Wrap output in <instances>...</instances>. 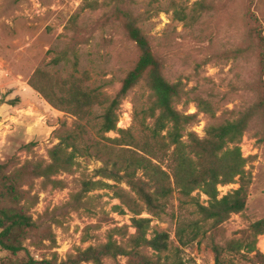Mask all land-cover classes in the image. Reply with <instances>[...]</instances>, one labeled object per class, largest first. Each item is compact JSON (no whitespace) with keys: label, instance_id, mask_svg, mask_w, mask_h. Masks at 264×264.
<instances>
[{"label":"trees","instance_id":"16d2710c","mask_svg":"<svg viewBox=\"0 0 264 264\" xmlns=\"http://www.w3.org/2000/svg\"><path fill=\"white\" fill-rule=\"evenodd\" d=\"M112 1L114 18L138 50L136 63L114 97L101 88H91L89 72L77 76L80 62L74 52L54 54L51 60L55 67L72 66L68 77L42 68L33 73L29 85L51 107L75 119L54 132L58 143L48 149L47 158L21 162L14 157L0 163V248L14 257L25 254L12 264H122L120 258H125V264H185L182 253L203 237L213 251L215 264H264V254L258 249L259 237L264 236V218L239 231V237L218 239L221 226L233 215H243L249 204L252 174L247 170L249 159L244 157L241 144L256 117L264 126V80L250 108L235 119L219 120L213 102L196 87L188 90L182 81L172 83L167 79L163 59L154 51L139 18L126 7L135 0ZM172 7L175 19L185 24L195 22L202 11L209 9L204 1H196L189 17L179 3L173 2ZM97 8L98 0H86L80 11ZM79 17L76 14L70 24L76 25ZM257 33L264 75L263 29ZM247 52L239 48L231 53L239 57ZM143 81L152 92V100L141 119L135 114L134 123L139 125L136 136L133 129H119L118 123L124 100ZM192 103L197 113L178 109L181 104L187 107ZM199 114L211 119L203 138L189 131L199 122ZM110 133L118 137L111 138ZM33 147L27 145L30 152ZM89 162L99 166L91 170ZM77 173L79 191L71 193L67 203L73 211L81 205L92 208L90 193L111 190L121 202L112 211L126 215L127 209L133 215L132 225L110 229L105 243L78 247L64 260L56 252L50 258L36 260L27 243L40 250L57 247L53 231L38 224L31 214L39 204V195L33 194L36 184L40 181L41 190H64L68 182L61 177ZM231 184H239V188L221 196L219 186ZM197 192L208 201L201 202L199 195H194ZM175 193L180 195L177 208ZM189 204L194 207L190 216L196 219L186 215ZM143 213L152 218L142 217ZM166 216L175 221L178 246L168 231L152 227L153 219ZM91 228L98 227L88 230ZM130 228L135 232L130 233ZM87 241L85 237L83 242Z\"/></svg>","mask_w":264,"mask_h":264},{"label":"rangeland","instance_id":"374dc122","mask_svg":"<svg viewBox=\"0 0 264 264\" xmlns=\"http://www.w3.org/2000/svg\"><path fill=\"white\" fill-rule=\"evenodd\" d=\"M85 1L0 0V163L14 157L21 162L32 157L47 158L48 149L58 143L54 132L64 122L71 125L75 119L51 107L29 85L39 68L52 73L58 71L64 78L73 72L70 65H51L54 54L76 53L80 62L77 76L89 72V86L101 88L113 97L134 67L138 50L113 16L115 2L98 0L97 9L81 12ZM196 1H204L209 9L202 11L195 22L185 24L175 19L173 2L182 5L191 17ZM126 7L139 18L154 51L163 59L167 79L172 83L182 81L188 90L196 87L213 102L219 120L235 119L257 101L264 80L257 33L259 29L264 33V0H135ZM76 14L80 17L72 26ZM239 48L248 52L239 57L231 53ZM151 100L152 92L146 82L139 83L123 102L118 128L133 129L138 136L135 114L141 119ZM178 109L189 114L198 112L194 103L187 107L181 104ZM210 120L207 115L199 114V122L189 131L205 137ZM108 136L116 138L118 134ZM29 144L34 145L31 152L27 148ZM241 148L249 159L247 170L252 174L249 204L243 215H233L221 226L219 240L239 237V231L264 218V126L260 117L251 122ZM89 163L91 170L99 166L97 162ZM78 177L79 173L62 176L68 182L64 190H41L40 181L36 184L33 194L39 195V204L31 214L57 237V247L53 250H40L27 243L30 255L36 260L50 258L53 252L64 260L78 247L105 243L110 229L132 225L133 215L127 209L126 215L112 211L121 202L113 197L111 190L90 193L92 208L81 205L73 211L67 203L71 193L79 191ZM121 187L129 190L126 185ZM238 188L239 184H231L218 189L223 196ZM194 195H199L203 203L208 201L204 194ZM174 198L177 208L180 195L175 193ZM186 208V215L196 219L197 216H190L194 207L189 204ZM142 217L152 218L148 213ZM90 226L98 228L88 230ZM152 227L168 231L178 246L172 217L153 219ZM129 232L135 231L130 228ZM85 237L87 242H83ZM258 249L264 254V236L259 237ZM23 258L25 254L14 257L0 248V264H12ZM182 260L185 264H215L213 251L203 237L184 250ZM119 261L126 263L125 258Z\"/></svg>","mask_w":264,"mask_h":264},{"label":"built area","instance_id":"2783aa9c","mask_svg":"<svg viewBox=\"0 0 264 264\" xmlns=\"http://www.w3.org/2000/svg\"><path fill=\"white\" fill-rule=\"evenodd\" d=\"M120 123V122H119Z\"/></svg>","mask_w":264,"mask_h":264}]
</instances>
